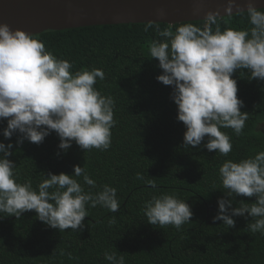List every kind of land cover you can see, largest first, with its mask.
I'll return each mask as SVG.
<instances>
[{"label": "trees", "instance_id": "obj_1", "mask_svg": "<svg viewBox=\"0 0 264 264\" xmlns=\"http://www.w3.org/2000/svg\"><path fill=\"white\" fill-rule=\"evenodd\" d=\"M182 23L202 27L204 20L93 25L32 35L46 51L72 63L70 71H103L104 79L97 78L94 87L113 98L116 124L111 145L103 151H83L73 142L61 152L54 131L39 145L26 139L17 144L18 133L6 140L0 131V142L13 144L8 158L16 164L17 182L30 180L35 189L49 172L71 175L73 166L79 165L96 183L90 189L82 177H74L84 190L96 192L105 184L114 187L120 208L110 212L86 205L84 228L77 231L53 229L39 221L34 210L19 219L0 218V264H109L106 251L123 255L125 264H264V235L247 227L255 218L233 217V228L212 220L217 201L226 192L218 179L219 166L264 151V81L249 80L246 69L233 72L237 98L243 101L240 111L247 112L248 119L239 136L231 128L221 129L232 143L226 157L204 148L207 138L197 148L183 146L186 129L176 119L172 87L156 79L163 70L149 55L150 43L164 39L158 31L169 25L174 30ZM218 23L222 31L251 27L246 11L218 17ZM149 24L152 27L144 31ZM6 126V120H0V130ZM137 173L144 175V181L136 179ZM149 179L155 180V189L145 182ZM164 193L190 205L193 215L180 230L146 221L144 204ZM232 199L233 207L255 202V197Z\"/></svg>", "mask_w": 264, "mask_h": 264}, {"label": "clouds", "instance_id": "obj_2", "mask_svg": "<svg viewBox=\"0 0 264 264\" xmlns=\"http://www.w3.org/2000/svg\"><path fill=\"white\" fill-rule=\"evenodd\" d=\"M237 6L227 0L226 11ZM249 29L221 30L218 13L208 11L203 26L182 23L158 31L163 40H153L149 55L158 60L163 70L156 79L171 86V99L177 106L176 119L183 123V146L203 147L209 152L227 156L232 151L231 138L221 131L231 128L241 135L247 112H241L243 101L237 98V82L232 74L238 69L250 73L249 80L264 81V11L256 0H245ZM215 26V27H213ZM152 25L145 27L148 31ZM73 64L58 59L45 50L44 44L30 33L0 23V120H6L2 135L7 140L19 134L17 144L26 139L41 144L54 131L58 148L66 152L73 142L83 151L107 150L111 129L115 126L111 96L102 95L94 85L104 79L101 69L70 71ZM12 143L0 142V218L34 210L36 218L47 226L64 231L84 228L88 216L86 205H97L117 212L120 208L117 190L107 184L101 190L85 191L74 177H82L90 189L96 183L79 166L71 175L49 172L33 188L30 180L17 182ZM58 152L57 155H60ZM220 185L226 190L217 201L218 212L213 222L222 221L235 227L233 217L247 214L255 218L247 225L252 233L264 235V151L239 162L225 160L218 169ZM144 181V175L136 174ZM156 188L154 179L145 181ZM255 197L253 203L241 202L233 207V197ZM146 221L161 228L172 225L177 230L190 221V205L172 194L153 195L143 207ZM114 222V221H112ZM109 264H125L117 251L105 252Z\"/></svg>", "mask_w": 264, "mask_h": 264}, {"label": "water", "instance_id": "obj_3", "mask_svg": "<svg viewBox=\"0 0 264 264\" xmlns=\"http://www.w3.org/2000/svg\"><path fill=\"white\" fill-rule=\"evenodd\" d=\"M0 0V23L40 36L46 30L107 24L164 22L176 24L204 20L208 11L218 17L244 12L245 0ZM258 9L264 0H256Z\"/></svg>", "mask_w": 264, "mask_h": 264}, {"label": "rangeland", "instance_id": "obj_4", "mask_svg": "<svg viewBox=\"0 0 264 264\" xmlns=\"http://www.w3.org/2000/svg\"><path fill=\"white\" fill-rule=\"evenodd\" d=\"M261 128H264V124L261 125Z\"/></svg>", "mask_w": 264, "mask_h": 264}]
</instances>
